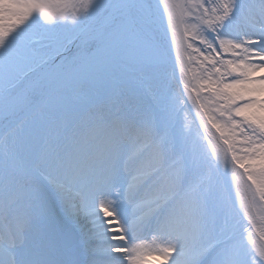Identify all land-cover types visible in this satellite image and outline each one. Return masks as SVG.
Returning <instances> with one entry per match:
<instances>
[{"label": "snow or ice", "instance_id": "obj_1", "mask_svg": "<svg viewBox=\"0 0 264 264\" xmlns=\"http://www.w3.org/2000/svg\"><path fill=\"white\" fill-rule=\"evenodd\" d=\"M0 264H264V0H0Z\"/></svg>", "mask_w": 264, "mask_h": 264}]
</instances>
